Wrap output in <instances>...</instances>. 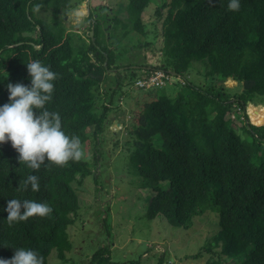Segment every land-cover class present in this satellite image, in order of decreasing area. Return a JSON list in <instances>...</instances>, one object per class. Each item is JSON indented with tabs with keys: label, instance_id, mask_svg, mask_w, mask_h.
I'll use <instances>...</instances> for the list:
<instances>
[{
	"label": "trees",
	"instance_id": "trees-1",
	"mask_svg": "<svg viewBox=\"0 0 264 264\" xmlns=\"http://www.w3.org/2000/svg\"><path fill=\"white\" fill-rule=\"evenodd\" d=\"M83 1L0 0V106L8 103L9 82L30 85L26 64L39 60L58 74L45 107L60 114L63 131L79 136L82 148L88 139L98 140L86 159L63 167L46 161L39 171L18 162L10 142L0 144V258L10 259L14 248L23 247L42 255L45 264L52 249L66 259L72 248L68 230L81 207L76 186L87 176L98 177L99 136L112 112L117 119L126 112L119 113L127 94L123 79L140 68L143 74L133 81L142 91L135 101L140 113L129 110L118 122L136 170L131 182L151 194L143 216H161L186 228L196 215L217 213L218 229L190 258L207 254L206 264H264V117L259 125L245 110L248 101L264 105V0H240L236 12L228 10L229 0H158L154 16L161 25L156 49L161 60L156 66L117 57L123 39L136 37L132 31L144 40L138 36L131 51L152 45L148 38L158 36L142 17L151 0H126L122 16L89 3L87 26L79 33L67 28L66 16ZM198 63L203 70L197 74L215 80L209 86L190 78ZM156 69L170 78L168 93L164 86L136 84ZM230 78L240 91L225 87ZM29 175L40 178L39 191L30 185L25 190ZM9 199L44 202L53 211L50 217L10 225L4 211ZM106 249L94 251L88 264H113ZM157 264H168L164 254Z\"/></svg>",
	"mask_w": 264,
	"mask_h": 264
},
{
	"label": "rangeland",
	"instance_id": "rangeland-1",
	"mask_svg": "<svg viewBox=\"0 0 264 264\" xmlns=\"http://www.w3.org/2000/svg\"><path fill=\"white\" fill-rule=\"evenodd\" d=\"M150 2L142 17L148 31H156L158 36L148 38L152 45H144L139 50L131 51L130 46L138 42V36L144 40L132 31L131 34L136 37L132 36L131 41L124 38L122 41L124 45L117 48L122 52L117 57L124 63H143L142 65L146 66H156L160 63V53L156 49L161 45L159 35L161 25L154 16L155 4L158 0ZM122 3L125 4L126 0H90L91 7L104 4L112 10L111 13L117 11L120 16L125 12ZM73 12L75 13L72 14ZM87 13L84 0L69 13L71 21L66 22L67 28L84 33ZM38 15L42 16V13ZM125 45L128 46L123 47ZM115 70L119 71L120 68ZM200 70H203V67L199 63L190 70V78L197 84L209 86L215 81L198 75ZM134 73L136 78L143 74L140 68L135 69ZM135 76L127 73L123 79L122 88L127 94L122 97L125 105L120 107L119 113H123L124 109L126 112L119 117L120 119H117L112 112L108 116L107 127L99 136V144L103 143V146L100 145L98 149L100 153V162L96 165L98 177L93 181L91 176H87L80 186H76L81 207L78 218L68 230L72 248L66 252L64 261H61L55 249H52L48 256V264H88L92 253L102 246L107 247L105 252L113 264H157L161 254H164L168 264H206L209 259L207 254L196 259L190 256L196 253L205 240L218 229L217 213L214 215L206 212L196 215L191 220L192 224L186 228L172 226L161 216L150 220L143 216L145 199L151 194L147 189H137L136 183L131 182L134 176L135 180L137 178L136 170L134 166L130 167V151L125 147V137H122L123 126L121 127L122 124L118 122V120H126L129 110H133L134 114L140 113L139 105L135 101H140L141 98L138 97L142 96V91L133 87ZM176 81L175 78L171 79L172 83ZM224 84L232 91L241 90V85L234 80L227 79ZM164 87L166 93L172 89L171 85ZM245 110L254 123L262 122L264 105L247 104ZM228 116L233 117L231 113H228ZM234 124L241 125L237 117L234 118ZM88 132L91 134L92 130L89 129ZM97 142V139L94 142L88 139L83 145L84 155H93L94 153L91 152L96 150ZM91 162L92 160L89 163ZM227 262L232 264L230 261Z\"/></svg>",
	"mask_w": 264,
	"mask_h": 264
},
{
	"label": "clouds",
	"instance_id": "clouds-1",
	"mask_svg": "<svg viewBox=\"0 0 264 264\" xmlns=\"http://www.w3.org/2000/svg\"><path fill=\"white\" fill-rule=\"evenodd\" d=\"M40 7L35 6L37 11ZM227 8L239 11L240 0H229ZM26 68L30 85L19 82L6 85L9 95L8 103L0 106V144L10 142L18 153V162L34 171H39L46 161L63 167L70 160H82L84 151L79 136L66 134L60 114L45 107L52 99L53 82L58 74L39 60L27 63ZM23 183L25 190L29 185L34 192L40 189V178L36 175L27 176ZM4 211L11 225L33 216L50 217L53 209L44 202L9 199ZM0 264H45V259L35 250L19 247L14 248L10 259L0 258Z\"/></svg>",
	"mask_w": 264,
	"mask_h": 264
},
{
	"label": "built area",
	"instance_id": "built-area-1",
	"mask_svg": "<svg viewBox=\"0 0 264 264\" xmlns=\"http://www.w3.org/2000/svg\"><path fill=\"white\" fill-rule=\"evenodd\" d=\"M170 82V78L160 69H156L145 77L144 79L138 80L136 83L141 87H152V86H165V83Z\"/></svg>",
	"mask_w": 264,
	"mask_h": 264
},
{
	"label": "water",
	"instance_id": "water-1",
	"mask_svg": "<svg viewBox=\"0 0 264 264\" xmlns=\"http://www.w3.org/2000/svg\"><path fill=\"white\" fill-rule=\"evenodd\" d=\"M89 1L90 0H86V2H85V4L86 5H88L89 4ZM87 10L89 11V9L87 8ZM75 12H73L72 14H74ZM71 15H69V17H70ZM69 20H70V18H68ZM89 35H90V37H91V39H92V41H94V38H93V30H90V32H89ZM40 46H37V45H35V48H39ZM105 65H106V63H104ZM112 70H114V69H109V71H112ZM231 80H233V78H230ZM220 83H221V81H220ZM248 104H250V102L248 101Z\"/></svg>",
	"mask_w": 264,
	"mask_h": 264
},
{
	"label": "flooded vegetation",
	"instance_id": "flooded-vegetation-1",
	"mask_svg": "<svg viewBox=\"0 0 264 264\" xmlns=\"http://www.w3.org/2000/svg\"><path fill=\"white\" fill-rule=\"evenodd\" d=\"M86 2V1H85ZM90 3V1H89ZM99 6V5H98ZM89 7H91V4L89 5ZM93 9H95L94 7H92ZM90 11H88V13L86 14V17L89 15ZM66 18H69V14L66 16ZM71 21V20H69ZM110 26V25H109ZM77 28V27H76ZM70 30V29H69ZM76 31V30H75Z\"/></svg>",
	"mask_w": 264,
	"mask_h": 264
}]
</instances>
